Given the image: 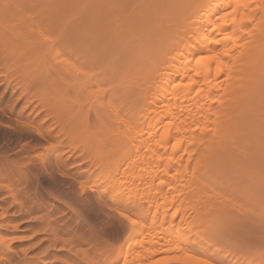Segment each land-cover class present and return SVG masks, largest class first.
I'll list each match as a JSON object with an SVG mask.
<instances>
[{
  "label": "bare ground",
  "instance_id": "6f19581e",
  "mask_svg": "<svg viewBox=\"0 0 264 264\" xmlns=\"http://www.w3.org/2000/svg\"><path fill=\"white\" fill-rule=\"evenodd\" d=\"M10 1L18 2L19 0ZM10 1L4 2L5 7H3H8L6 11H3V8L0 11H3L2 16L0 15L2 21L5 14L10 18L7 15L10 12L9 9L12 8V12L15 9ZM23 1V3L27 2V0ZM28 1L26 6H30L32 3L30 2L32 0ZM36 1L40 2L33 0V4ZM99 2L104 1L99 0ZM99 2L97 0H53L52 5L51 2H48L51 7L46 4L47 1L43 3L48 7L40 2L54 15V17L50 15L48 18L57 19L60 17V20L58 19L60 21L58 23H61L60 26L69 27L68 30L62 31L58 29V24L56 27L49 22V29H54L56 35L59 34L57 32H63L62 35L60 34L61 36L54 37L58 40H50L58 43V47H60L58 49L64 51L65 53H63L68 57L61 59L62 56H60V60L58 59L56 62L54 61V65L52 64L53 67H56L52 70L55 71L54 75L50 73L54 79L51 81L54 85L52 93L54 96L56 94L53 103L55 105L54 115L51 114L54 116V121L52 127H48L49 132L40 133V135L47 142L46 151L52 152L49 153L52 154L54 162L51 161L52 165H47L48 169L43 163L42 165L50 177L53 173H58L61 176L60 180L58 179L59 175L55 178L59 182L65 183L64 185L61 183L63 186L74 188L78 186L77 189L70 187L73 191L68 188L72 193L74 192L73 194L77 198L73 197L74 201L71 202L68 201L69 199L67 200L66 204L69 202V206L68 204L66 206L67 209L74 207L71 209L74 213L77 210L75 205L79 204L78 206L83 207L89 202L88 193H90L89 195L93 194L90 197L94 196V198H91L92 201L90 199L91 202L83 209L88 207L93 209L92 207L95 205L94 208L97 207V211H101L104 215L103 219L111 218V221H117L118 224L121 223L120 218L124 220L121 224L124 226L126 223L125 225H127L125 233H122L124 239L120 242L111 264H135L139 261L143 264V260L146 264V258L150 260L160 256L158 264H190L185 259L186 257L199 256L194 251V246L198 242L195 240L196 238L192 237L195 234L193 228L197 226V222L202 229L198 232L204 233L209 228L219 230L222 228L221 226H230L233 220L238 219L237 214H233V211L218 209L216 212L213 210L215 195H209L206 199L200 198L211 193L217 186H264V0H113V4H109L112 8L106 7L108 2H104L105 6ZM39 4L37 5L39 6ZM90 6L99 9V11L96 13ZM87 7L95 14L100 13L99 16L97 15L98 17H94L96 20L92 22L94 25L98 21L99 25L102 21L103 17L100 18V15H104L106 19L108 13V17L111 16L113 19L109 20L113 22L106 23L105 26L106 21H102L104 30L108 25L111 27L115 23V28L113 30L110 28L111 36L103 37L104 39L99 36L103 40L98 43L99 52H102V57L105 58L101 65L94 64L95 62L92 64L91 61L90 63L89 61L84 62L85 58L89 59L88 51L87 53L86 50L84 51L86 54L84 58L82 52L84 49L78 44L80 39L75 40L77 39L75 37L76 42H73V36L78 33L80 27L78 30L75 28L83 20L78 21L80 16L87 17L85 16V10L88 12ZM114 9L116 11L113 14ZM83 10L84 12H82ZM19 11L14 13L19 14ZM78 11L82 13L79 16ZM40 13L42 16L45 14L44 11ZM36 14L38 12L36 13L34 10V19ZM41 14L38 15L42 17ZM88 15L87 18L90 19L93 14L90 15L89 12ZM6 16H4L5 19H8ZM38 17L37 21H39ZM43 19L45 21L47 17L45 19L44 16ZM9 21L13 22L12 17ZM9 21L7 20V23H10ZM83 21L90 23L93 20L84 19ZM5 23L4 25L7 24ZM18 23V28L21 29L22 24ZM94 25L92 26L94 27ZM15 27L17 26L12 28ZM72 27H75L76 32L71 31ZM6 29L9 31V28L6 27ZM7 30L0 27V38L5 33L6 35H2L6 36L5 42L7 39V41L17 39V37L14 38L15 33L11 39ZM18 31L19 29L14 32ZM83 33L85 34V31ZM89 33V31L86 33V37L92 32ZM32 36L34 37V34ZM83 38L85 39V36ZM92 38L97 39L98 36H92ZM31 39L26 36L24 40L27 42ZM38 40L36 43L38 41L43 44V39ZM16 43L18 44V42ZM23 44L25 43L23 42ZM76 45L79 49L82 48L81 51ZM40 46L45 48L44 45L40 44ZM40 46L39 52L37 51L38 47L35 48L37 55H39L38 53L41 55L42 50L45 51ZM78 51L82 52L81 57ZM48 52L44 55H48L50 53ZM76 53L80 57L79 59L82 57L84 59L81 61L78 59L77 62ZM73 54L75 57H71ZM44 55L42 54L43 59L41 56H39L41 58H37L40 59L41 64L45 61ZM69 57L73 59L68 60ZM49 58L52 57L49 56ZM35 60L31 61L28 66H34ZM48 61L52 62L51 59ZM21 63L23 62L21 61ZM21 63H18L21 66H18L20 70L13 65L15 69L13 71H17L16 76H27L30 81L34 79L33 71L35 70L33 67L27 71L25 70L27 66L23 67L26 63H23L24 65ZM40 63L37 62L39 65ZM91 64L94 67L96 65L99 67L94 70L92 66L90 67ZM22 67L24 70L21 71ZM36 70H38V65ZM37 73L35 71L36 78L41 80V82L38 80L37 82L42 84V80H45L44 83L49 87L48 80H52L47 75L49 71L45 75L43 69L42 73L46 77H50L48 80L42 74L41 78ZM32 76L33 78H31ZM27 77L26 80H28ZM42 86L39 87L42 88ZM46 87L43 86V88ZM50 89H44V92L47 90L50 92ZM42 98L46 99L47 97L42 96ZM42 102L45 103V100H42L41 104ZM44 144L43 146L46 148L47 146ZM8 159L11 158L8 157ZM8 159L6 161L9 162ZM45 160L46 158L43 161L44 164H48L50 159ZM40 161H42L41 158H39ZM36 162L32 163L36 164ZM15 163L13 166L17 170ZM30 165L28 164V167ZM3 166L5 165L3 164ZM5 167L7 173L0 169L2 171L0 173V264L70 263L73 261L70 260V254V257L67 253L63 257L58 255L66 249L65 246L71 243L67 241L65 245L63 244L62 240L65 235L72 239L81 236L82 242L92 244V240L88 241L92 237H88L87 233L86 237L83 235L85 232L83 233L80 229L82 226L80 222H77L74 227L66 223L69 225L68 228L56 230L57 227L62 226L60 222L61 219H64L61 218L58 224L60 217L55 219L58 216L56 214H62L65 211L62 210L63 206L59 205L60 209L54 205L55 203L51 204L52 201L49 204L48 200L44 199L45 203L43 198L46 196H42L44 195L42 192V195L39 196L37 184L33 180H29L27 175L35 167L33 169L30 166L29 172L21 167H18L20 170L17 172L13 170L17 174L23 169L22 171L26 173H24L25 176L23 175L24 181L21 182L24 183L28 180L30 186L29 184L24 185L25 183L21 186H14V180L18 181H15L18 184L22 179V173L21 176L18 175L20 179L12 173L16 178L13 179L11 172L9 173L11 168H8L7 165ZM49 169H52L53 173ZM2 173L4 175L11 174V184H9L10 176L7 179L10 186L6 184V177L4 178ZM32 174L35 177L37 175L36 173ZM53 180L56 181V179ZM59 182L57 181L60 185ZM139 193L142 195L140 196ZM86 194L88 197L84 201ZM55 195L52 194L54 198ZM81 196L84 197L80 201ZM57 198L56 200L60 199V197ZM73 202L78 203L74 204ZM37 210H43L40 217L39 215H36L38 218L34 216L40 221L39 225L41 226L35 224V221L33 223L44 229L35 225L33 227L42 230L38 231L40 235L44 232L42 234H45L44 237L38 239L37 229L31 228V224L27 226V223L26 226L30 228L28 229H33L31 231V233L33 232L31 234L32 244L27 242L30 244L29 247L27 245V247L24 246L25 248L19 246V249L13 247L12 242L14 243L16 235L11 231L22 226L19 222L21 223L20 220L25 216L24 214H29L26 217L31 218L32 213L36 214ZM90 210L88 209V211ZM94 211L93 213L96 215L97 212ZM76 213L78 212L76 211ZM101 213H97V216L101 217ZM78 214L79 217L82 216V214ZM105 214L109 217L107 218ZM21 215L22 217L18 221L17 219ZM53 215H56L54 219H52ZM91 215L90 218H93ZM233 215L236 216V219ZM26 217H24L25 221H27ZM52 220L57 225L56 229L52 226L49 227ZM130 220H136L137 223L133 225ZM24 227L22 231L25 229ZM140 235H144V239ZM97 236L96 238H98ZM138 236L142 243L141 241L137 242L139 241ZM22 237H17L15 240L19 238L22 240ZM25 237L30 238V236ZM25 237L23 240L26 239ZM79 239L77 238V240ZM119 239L121 238H115L116 241ZM135 243L142 246L138 252L135 250L137 247ZM35 248L38 250L36 249V251ZM32 249H34V253L36 251L35 255L33 252L29 255V250ZM176 257L181 258L179 262L175 259ZM136 259L137 261H135ZM260 261L264 260L261 258ZM248 262L250 263V260ZM252 263L256 264L257 262L254 260ZM213 264L217 263L213 261Z\"/></svg>",
  "mask_w": 264,
  "mask_h": 264
},
{
  "label": "rangeland",
  "instance_id": "374dc122",
  "mask_svg": "<svg viewBox=\"0 0 264 264\" xmlns=\"http://www.w3.org/2000/svg\"><path fill=\"white\" fill-rule=\"evenodd\" d=\"M6 0H1L0 1V11L2 10V8L4 9L3 11H6V9L8 8V7H6V8H4L5 6V2ZM10 1V0H9ZM41 3H43V2H45L46 3V1H47V3L46 4H48V2H51V5L53 4L52 2H53V0L51 1H49V0H39ZM60 1V0H59ZM95 1V0H94ZM100 1H104V2H108V4H106L107 6V8H108V6L110 7L112 4H113V0H100ZM13 2H15V1H13ZM13 2H11L10 1V3H12L13 5H12V7L13 8H15V9H13V12L11 11L12 10V8L11 9H9L10 10V12H8L9 14H11V15H15V16H11V15H9V14H7L10 18H8L7 16H6V14L5 15H3V21L2 20H0V21H2L3 22V24H2V22H0V27H2V29H5V30H7L6 29V27L7 28H9V31L7 30V32H8V34H10V37H11V39H12V36H13V34H14V38L15 37H17V39L19 40L20 38L22 39L21 41L19 40H17V39H10L11 41H7L6 40V42H5V37H3L2 35L3 34H5V33H3L2 31H1V37L2 38H4V39H2V38H0V169L2 170V171H4L5 170V172L7 173V169H6V165H7V167L8 168H11V169H9V173L11 172V174L12 173H14L15 175H17L16 176V178L18 177V175L19 176H21V173H22V176H21V178L22 179H20V177H18L19 179H20V181H19V185L16 183V182H18V181H16V180H14V183H13V180H12V183L14 184V186H21L22 184H24V185H28L29 184V186H30V183H29V181L27 182V184H26V182H21L22 180L24 181V176H25V174L24 173H26L25 171L27 170L28 171V169L30 170L31 168H33L34 169V167H35V169L34 170H32L31 169V171H30V173L29 174H27L28 175V177H29V180H33L34 181V183L35 184H37L36 185V187H40V189H38L37 188V191L39 190V196H41L42 194H44V195H42V196H46V198L44 197H42L43 198V201H44V199L45 200H48V203L49 202H51V204L53 203H55L54 205H57L58 206V208L60 207L59 205H61V206H63L62 207V210H64L65 212H63L62 214H60V213H58V214H56V215H58V216H56V215H53L52 216V219H54V216H56L55 217V219H58L57 217H60L59 219H58V224H59V222H60V219L61 218H64V219H61V227H57V225H55L56 223H54L55 221L54 220H52V223L50 222V226L49 227H54V229H56L55 228V226L57 227V229L56 230H58V229H65V228H68V224H71V226L72 227H74L75 226V224L77 223V222H80V224L82 225L81 226V230H82V232L84 233L85 232V234H83L85 237L87 236V234H88V237H92V238H90L88 241H90V240H92V244H88L89 242H86V243H84V242H82V240H83V238L81 237V236H78L77 238L79 239V237H81L79 240H77V238L76 239H72V238H70L69 236H63V240H62V242H63V244L65 245V242H67V241H70L71 243L69 244V245H67V246H65L66 247V249L62 252H60V253H58V255H59V257H63L64 256V254H66L67 253V255H71V257H70V255H69V257H70V260L72 259L73 261H75L74 263H72L73 261H71L70 263H67V264H111V262H112V260L114 259V257L116 256V253H117V248H118V246L120 245V242H122L123 241V239H124V237L122 236V235H124V234H122V233H125L124 231H126L125 229H126V227H127V225H125L126 223H124V226L123 225H121L122 223H123V221L124 220H122L121 218H120V221H121V223L120 224H118L117 223V221L116 222H113V221H111L112 219L111 218H108L109 216H107L106 214V217L108 218L107 220L106 219H103L104 218V215H102V213H101V211L100 212H98L97 211V207H95L96 208V211H94L95 210V208H94V206L92 207V206H90V207H92L93 209H91V208H84L83 209V207L86 205V207H87V204L89 203V202H91L92 201V199L91 198H94V196H92V197H90L91 195H93V194H91V195H89L90 193H88V196H87V194L86 195H84V196H81V198H80V201L81 200H83V198L82 197H84V198H86V199H84V201L85 200H87V197H88V201L89 202H87V204H85L84 202V206L82 207V206H78L79 204H77L78 202H73L74 204H77V205H75V209H77V210H75L74 211V213H73V211H71V209H73V208H69V209H67V204L69 203V202H71V201H74L73 200V197L76 199L77 197L76 196H74V192L72 193L69 189H71L70 187H72V186H63L65 183H63V182H59V180H60V178H61V176L58 174V173H53V171H52V169H49V171L51 172L52 171V175H51V177H50V175L48 174V172H46L45 171V165L47 166V165H49V164H51L52 165V162H54V158L52 157V152L51 151H46V149L48 148V145H47V142L43 139L44 137L43 136H41L40 135V133H46V132H49L48 131V127L50 128V127H52V123H53V121H54V119H53V115H54V109H55V105L53 104L54 103V101H55V99H54V97H56V94H55V96H54V94L52 93L53 92V90H54V85L52 84L53 82H51V81H53L54 79L52 78L53 76L52 75H54V72L55 71H52V70H54L53 68H56V67H53V65L55 64V62L59 59L60 60V56H62L61 57V59L62 58H65V57H68V56H65V55H67V54H64L65 52L64 51H62V50H59L60 49V47H58V43L56 44V42H52V40L54 39V37L56 36H58V35H60L61 33H63L62 31H64V29H69V27H67V26H64L65 28H63L62 26H60L61 25V23L59 24L58 22H60V21H58V19L60 18H58L56 15V17H57V19H54V18H52V17H54V15H52V12H49L50 11V9L48 8H46L45 6H47L46 4H41L40 2H38V1H36L35 2V4H36V6H38L37 4H39V6L36 8V6H35V4H33L34 2H33V0L32 1H30V2H32L31 4H32V7H30L31 6V4H30V6H26L25 4H27L29 1L27 0V2L26 3H23L24 1L22 0H19L18 2H15V3H13ZM38 2V3H37ZM64 2V1H63ZM97 2H99V0H97ZM104 2H99V4H102L103 3V6H105V4H104ZM110 2V3H109ZM18 3V4H17ZM59 3V2H58ZM87 3V2H86ZM85 3V4H86ZM115 3V2H114ZM57 4V3H56ZM109 4H111V5H109ZM18 5V6H17ZM42 7H41V6ZM48 5H50V4H48ZM51 5L49 6V7H51ZM60 5H61V3H60ZM92 5V4H91ZM4 6V7H3ZM80 7H81V5H79ZM84 6V5H83ZM88 6H89V4H88ZM93 6V5H92ZM92 6H90V7H92ZM98 6H100V7H103L102 5H98ZM41 7V11L39 10V8ZM43 7H44V9H43ZM48 7V6H47ZM100 7H98V8H100ZM18 8H19V10H18ZM36 8V9H35ZM53 8V7H52ZM82 8V7H81ZM93 8V10H95V12L97 13L98 11H99V9H96V8H94V7H92ZM91 8V9H92ZM110 8H112V7H110ZM87 9H88V7H87ZM90 9V8H89ZM88 9V12H87V10H85V12H86V15L85 16H87V17H89V12H90V15L91 14H93V15H91V20H93V21H91L89 18H83V17H81L80 16V18H79V20L78 21H81L82 19L84 20V19H87V21H91L90 23L88 22V23H85V21H81L80 23L81 24H78V26L75 28V30H78V27H80L79 28V31H77L78 33H76V35H74L73 36V42L75 41V40H79L80 39V41L78 42V44L80 45V47H82L84 50H82V52H83V57L85 58V56H86V54L84 53V51L87 53V51H88V54H89V56H88V54H87V57L89 58V59H87V58H85L86 60H84V62L86 61H89V63H90V61H91V63L93 64V62H95L94 64H97V65H101V63H103V61L105 60V58H103L102 57V52H99V46H98V43H100V42H102L103 40L102 39H104L105 37H107V36H111V33H110V30L112 29H114L115 27V23L114 24H112V26L111 27H109L110 25H108L107 26V29H105L104 30V26H103V23H102V21L103 22H105L104 23V25L106 24V23H112L113 21H111V20H113V19H111V16H110V18L108 17L109 16V13H108V15L106 16V19L104 18L105 16L104 15H100L101 17L100 18H104V20H103V18H102V21H100V24L98 25V23H99V21H98V23H96L95 25L92 23V22H94V20H95V16H99V14H95V12L93 13L92 11H90ZM14 10H16V11H14ZM34 10H35V12L37 13L38 12V14H41L40 12H42V11H44V13L46 14H44L43 16H42V14H41V16L42 17H40V15H38V14H36L35 16H36V18H37V16H39L38 18H39V21H37L38 19H34ZM113 10V9H112ZM112 10H111V12H112ZM3 11L2 12H0V15L3 13ZM17 11H19V14H16V13H14V12H17ZM40 11V12H39ZM116 10L114 9V11H113V14H114V12H115ZM79 12V11H78ZM78 12H76V13H78ZM80 12H81V10H80ZM79 12V14H78V16L80 15V14H82V13H80ZM82 12H84V10L82 11ZM110 12V13H111ZM118 12V11H117ZM116 12V13H117ZM14 13V14H13ZM18 13V12H17ZM54 13L56 14V12L54 11ZM58 14V13H57ZM95 14V15H94ZM52 16V17H50L51 18V20H50V18H48L49 16ZM83 15H84V13H83ZM2 16V15H1ZM0 16V17H1ZM4 16H6L8 19H5V17ZM45 16V19H46V17H47V19L44 21V19H43V17ZM59 16V15H58ZM97 16V17H98ZM11 17H12V21H13V19H15L13 22H11V21H9V20H11ZM117 17V16H116ZM107 18H108V20L109 19H111V20H109V22H108V20H107ZM0 19H2V17L0 18ZM43 19V20H42ZM52 19H54V20H52ZM97 19V18H96ZM7 20L10 22V23H12L11 25H10V23H7ZM56 20H57V22H56ZM60 20V19H59ZM63 20V19H62ZM36 21V22H35ZM55 21V22H54ZM96 21V20H95ZM4 22H6L5 24L7 25H4ZM18 22H20V24H22L21 25V29L20 28H18ZM51 24H53V26H55L56 25V27H57V24H58V29L59 30H62V31H60V32H57V33H59L58 35H56V31H54V29H49L50 27V23ZM15 23V24H14ZM48 23V24H47ZM101 23H102V26H100L101 25ZM87 24V25H86ZM80 25V26H79ZM88 26V27H86V26ZM90 25H91V27H90ZM92 25H94V27L92 26ZM97 25V26H96ZM5 26V27H4ZM9 26V27H8ZM14 26H17V27H15V28H18L19 29V31L18 32H14L15 30H18V29H13L12 27H14ZM52 26V25H51ZM82 26H84V27H82ZM106 26V25H105ZM55 27V28H56ZM99 27V28H98ZM102 27H103V29H102ZM113 27V28H112ZM63 28V29H62ZM74 28L72 27L71 28V31L72 30H74ZM83 29V31H82V29ZM92 28V29H91ZM101 28V29H100ZM106 28V27H105ZM111 28V29H110ZM14 31H13V30ZM81 29V30H80ZM86 29V30H85ZM95 29H96V31H95ZM73 31V32H76V31ZM103 30V31H102ZM111 30V31H112ZM11 31H12V34H11ZM21 31V32H20ZM81 31V32H80ZM85 31V34L83 33ZM94 32L93 34L91 33H89V34H87V35H89V36H87L86 37V33L87 32ZM107 31V32H106ZM10 32V33H9ZM69 32H70V30H69ZM72 32V34H74ZM97 32V33H96ZM100 34H99V33ZM104 32H105V34H104ZM19 33V34H18ZM31 33H33L34 34V37H35V39L36 40H38V39H43V44L42 43H40V42H38L37 41V43H36V40L34 39V37L32 36L33 34H31ZM81 33V34H80ZM102 33H103V35H102ZM109 33V34H108ZM17 34V35H16ZM36 34V35H35ZM42 34V35H41ZM84 34V35H83ZM107 34V35H106ZM6 35V34H5ZM21 35V37L19 38V36ZM39 35V36H38ZM44 35V36H43ZM62 35V34H61ZM60 35V36H61ZM79 35V36H78ZM106 35V36H105ZM25 36V37H24ZM26 36H27V38L28 37H31L32 39L31 40H28L27 42L24 40L25 38H26ZM38 36V37H37ZM47 36V37H46ZM59 36V37H60ZM72 36V35H71ZM85 36V39L83 38ZM92 36L93 37H97L98 36V38L97 39H99V40H97L96 38L94 39V38H92ZM102 38H100V37ZM9 37V36H8ZM7 37V38H8ZM24 39H23V38ZM44 37H46V38H44ZM77 38V39H75L74 40V38ZM79 37V38H78ZM89 37V38H88ZM104 37V38H103ZM50 39H52V40H50ZM55 39H57V38H55ZM54 39V40H55ZM82 39H84V40H82ZM2 40V41H1ZM24 40V41H23ZM35 40V41H34ZM58 40V39H57ZM18 42V44L16 43V42ZM29 41H30V43H29ZM32 41V42H31ZM95 41H96V44H95ZM99 41V42H98ZM22 42V43H21ZM23 42L26 44V45H28V46H26L25 44H23ZM52 42V43H51ZM76 42V41H75ZM93 42V43H92ZM8 43H9V45H8ZM12 43V44H11ZM5 44V45H4ZM14 44V45H13ZM17 44V45H16ZM37 44V45H36ZM40 44L41 45H44L45 46V48H43L42 46H40ZM77 44V43H76ZM12 45V46H11ZM25 45V46H24ZM7 46H9V47H7ZM15 46H16V48H15ZM23 46V47H22ZM39 46L40 47H42L43 49H45V51L46 52H48L49 54L47 55H44V53H46L44 50H42L43 51V53L41 52V55H40V53H38L39 55H37V51L39 52V50L41 49H39ZM77 46V45H76ZM12 47H14V48H12ZM21 49H19V48ZM34 47V48H33ZM38 47V49H37V51L35 50V48H37ZM85 47V48H84ZM87 47V48H86ZM28 48V49H27ZM59 48V49H58ZM77 48L79 49V47L77 46ZM82 48H80V49H82ZM97 48V49H96ZM102 48V47H101ZM32 49V50H31ZM77 49V50H78ZM79 49V50H80ZM56 50H58V51H56ZM11 51V52H10ZM19 51V52H18ZM81 51V50H80ZM80 51H78V54H81V53H79ZM102 51H103V48H102ZM64 52V53H63ZM67 52V51H66ZM60 55H59V54ZM101 53V54H100ZM42 54L44 55V60H41L43 63L41 64L40 63V59L38 60L37 58L39 57V56H41L42 57ZM63 54V55H62ZM69 54V53H68ZM75 55H77V53L75 54ZM100 55V56H99ZM49 56L50 57H52V58H54V59H52V58H49ZM64 56V57H63ZM70 56V55H69ZM78 56V55H77ZM82 56V54L80 55V57ZM41 57H39V58H41ZM48 57V58H47ZM55 57H57V58H55ZM71 57H75L74 56V54L71 56ZM79 56H78V58H77V62H78V59L80 58ZM82 57V59H84ZM93 57V58H92ZM103 58V59H102ZM37 61H36V60ZM41 59H43V57L41 58ZM49 59H51L52 60V62H49L48 60ZM69 59H73V58H68V60ZM82 59H79V61H81ZM28 60H29V62H28ZM33 60H35L34 62H33V65L34 66H28V64L31 62V61H33ZM64 60V59H63ZM75 60V59H74ZM73 60V61H74ZM21 61L24 63L25 61V65L23 64V63H21ZM55 61V62H54ZM62 61V60H61ZM28 62V63H27ZM37 62L38 63H40V65L39 64H37ZM49 64H48V63ZM18 63H21V65H24L23 67H25V66H27V67H25V70H29L30 68H32L33 67V69L36 71V72H38L37 74H38V76H40L42 73H43V69L45 70V75H46V72H48L49 71V73H47V75H49L51 78H52V80H48V78L50 79V77L48 76V77H46L44 74H42L45 78H47V80H48V84L51 86V84H52V90L50 89V86L48 87L45 83H44V81L42 80V84H40V83H38L37 82V80L38 81H40L41 82V80H39V79H37L36 77V74H35V71H33L34 72V74H33V76L35 75V77H34V79H32L33 80V82H32V80L30 81L29 79H28V77L27 76H25V77H19L18 75L16 76V72L15 71H13V70H15L14 69V66L13 65H15V68H18V66H20V65H18ZM51 63V64H50ZM58 63V62H57ZM60 63V62H59ZM75 63V62H74ZM43 64H44V66H45V68H43L44 66H43ZM53 64V65H52ZM92 64L90 65V67L92 66ZM37 65H38V70L41 72H39L38 70H36L37 69ZM42 65V66H41ZM96 65V67H94V66H92V68L95 70V68H96V70H97V68L99 67V66H97ZM12 66V67H11ZM36 66V67H35ZM56 66H58V65H56ZM21 67V66H20ZM23 67L21 68V71L22 70H24L23 69ZM52 67V68H51ZM27 68V69H26ZM12 69V70H11ZM19 70H20V68H18ZM17 69V70H18ZM48 69V70H47ZM9 70H11V71H9ZM51 70V71H50ZM56 70V69H55ZM92 70V69H91ZM13 72H15V74H13ZM19 72V71H18ZM29 72H31V73H33L32 71H29ZM28 72V73H29ZM31 73H29L30 75H31ZM50 73L52 74V75H50ZM19 74V73H18ZM20 75H21V72H20ZM27 75V74H26ZM29 76V75H28ZM33 76L31 77V78H33ZM26 77H27V79L28 80H26ZM41 77V76H40ZM25 78V79H24ZM30 78V79H31ZM42 78V77H41ZM44 78V79H45ZM36 81V82H35ZM51 82V83H50ZM37 83H38V85H37ZM45 85H44V84ZM55 83V82H54ZM44 86V87H46V88H43V86H42V88L41 87H39V86ZM38 87H39V90H38ZM44 89H50L49 91L50 92H48V90L46 91V92H44ZM41 90V91H40ZM43 90V91H42ZM37 91V92H36ZM48 92V93H47ZM55 92V91H54ZM43 93V94H42ZM32 94H33V96H32ZM47 96H46V95ZM51 95V96H50ZM40 96V97H39ZM42 96H44V97H47L46 99L45 98H42ZM48 96H49V98H48ZM51 97V98H50ZM39 98H42L41 100L39 99ZM53 99V100H52ZM44 101L45 100V103H47L46 105H44L45 103L44 102H42V104H41V101ZM51 102V104H50V102ZM52 100V101H51ZM40 102V103H39ZM44 103V104H43ZM49 103V104H48ZM41 107H40V106ZM44 105V108L42 107ZM54 105V106H53ZM46 106V107H45ZM48 107V108H47ZM41 108V109H40ZM47 108V109H46ZM42 109H44V110H42ZM46 111V112H45ZM51 112V113H50ZM53 112V113H52ZM48 113V114H47ZM46 114V115H45ZM51 114H53V115H51ZM50 115V116H49ZM43 116V117H42ZM46 116H48V117H46ZM45 118V119H44ZM43 119V120H42ZM45 120V121H44ZM48 124H49V126H48ZM53 131H54V129H53ZM43 137V138H42ZM44 142H45V144H44ZM42 144V145H41ZM43 144L44 145H46L47 147L46 148H44L45 146H43ZM43 147V148H42ZM49 152H51V153H49ZM49 154V156H47L48 154ZM2 156V157H1ZM5 156H8L9 158H11L10 160H11V162H10V160L8 159V157H6L8 160H9V162L8 161H6L7 159L5 158ZM29 156V157H28ZM32 156V158H30ZM28 157V158H27ZM34 157H36L35 159V161H34ZM37 157H39V158H41L42 159V161H40L39 162V158H38V160H37ZM49 157V158H48ZM5 158V160H3ZM31 160H30V159ZM46 158V160L47 159H50L49 160V163L48 164H44V159ZM2 159V160H1ZM12 160H13V162H12ZM26 160V161H25ZM33 160V161H32ZM45 160V161H46ZM4 161V162H3ZM31 161V162H30ZM38 163H37V162ZM52 161V162H51ZM14 162H16L15 163V166H17V170H16V167H14L13 166V164H14ZM25 162H29V163H25ZM32 162H36V164L35 163H32ZM48 162V161H47ZM42 163H43V165H42ZM3 164L5 165V166H3ZM10 164H12V165H10ZM23 164H26V165H23ZM28 164L30 165V164H32V165H30V166H32L31 168H29L28 167ZM39 164V165H38ZM37 165V166H36ZM50 165V166H51ZM5 167V169H2V168H4ZM21 167V168H24V170L25 171H20V172H18L17 174L15 173V172H17L18 170H20L19 168ZM25 167H27V168H25ZM41 169H40V168ZM43 167V168H42ZM48 167L49 166H47V169H48ZM52 167V166H51ZM264 167V166H263ZM13 168V169H12ZM39 168V169H38ZM40 172H38L37 170ZM42 169H44V170H42ZM0 170V173L2 172ZM11 170V171H10ZM13 170H15V172H13ZM33 171V172H32ZM42 171V172H41ZM29 172V171H28ZM27 172V173H28ZM36 173L35 175H36V177L32 174V173ZM44 172V173H43ZM4 173V172H3ZM2 173V175L4 176V178L7 180L8 179V176H10L9 175V173L8 174H3ZM48 174V176H46L47 174ZM14 174H12V176L14 177ZM31 174V176H29ZM41 174V175H40ZM44 174H46V175H44ZM56 174V175H55ZM24 175V176H23ZM32 175H33V177H32ZM55 175V176H54ZM58 175H59V177H58ZM3 176H1V177H3ZM12 176H10V183H9V181L7 180V182H6V180H5V182H6V184H11V179H12ZM53 176V177H52ZM32 177V179H30ZM39 177V178H38ZM55 177H58V179L57 178H55ZM15 177L13 178V179H16ZM38 179L39 181H37L36 179ZM50 178V179H49ZM48 179V180H47ZM53 179H56V181L55 180H53ZM2 180V182H3V178L1 179ZM18 180V179H17ZM40 180H42V181H40ZM51 180V181H50ZM53 180V181H52ZM16 181V182H15ZM39 182V183H37V182ZM57 181L60 183V185L57 183ZM1 182V183H2ZM4 182V183H5ZM47 183V184H46ZM54 184V186H53V184ZM56 183V184H55ZM63 185H62V184ZM8 184V185H9ZM45 186H44V185ZM23 185V186H24ZM40 185V186H39ZM47 185V186H46ZM10 186V185H9ZM32 186H34V185H32ZM61 186H63V187H61ZM77 187L78 186H76L75 188L74 187H72V189H77ZM45 188H47V189H45ZM63 188V189H62ZM65 188H67V189H65ZM69 188V189H68ZM83 188H85V186H83ZM146 188H147V190H149L148 189V187L146 186ZM42 189V190H41ZM45 189V190H44ZM71 189V190H72ZM67 190V191H66ZM147 190H144V191H147ZM36 191V190H35ZM47 191V192H46ZM49 191V192H48ZM50 191H51V193H50ZM62 191H63V193H62ZM73 191V190H72ZM143 191V192H144ZM41 192H42V194H41ZM44 192V193H43ZM69 194H68V193ZM75 192L77 193V190H75ZM88 192H90V191H88ZM51 194V196H50V194ZM65 193H66V195H65ZM91 193H93V192H91ZM46 194V195H45ZM52 194H53V196L55 195V198L52 196ZM59 194V195H58ZM62 194V195H61ZM72 194V195H71ZM140 194V193H139ZM78 195V194H77ZM142 194H140V196H141ZM209 195H215V198H214V200H213V204H214V209L213 210H215L216 212H217V210L219 209L220 211L221 210H223V211H226V210H228V212H229V210L230 211H233V214H237L236 216H237V218L238 219H236L235 217V215H233L234 216V219H236V220H233V222H234V224H232L231 223V225L230 226H228V225H224V226H221L222 228H219V230L218 229H215V230H213V229H208V230H205V228H203L205 231H204V233L203 232H198V231H200V230H202L201 229V227H199L198 226V222H197V226H194V230H193V232L195 233L194 235H193V233H192V237H193V239L194 238H196L195 240L199 243H197V245H195L194 246V251H195V253H197L199 256H204V257H207V258H210V259H212V261H214L215 263H217V264H248L249 262V260H250V263L249 264H253L252 263V261H254L255 260V262H257L256 264H264V261L262 262V261H260L261 260V258H262V260H264V186H217L211 193H209V194H206V195H203L200 199H206L207 197H209ZM69 196V197H68ZM80 196V195H79ZM139 196V195H138ZM60 197V199H58V198ZM68 197V198H67ZM72 197V198H71ZM54 200H53V199ZM56 198L59 200H56ZM62 198V199H61ZM67 198V199H66ZM69 199V200H68ZM71 199V200H70ZM90 199H91V201H90ZM197 199V198H196ZM196 199H194L195 201H196ZM64 200H66L63 204H62V202L64 201ZM67 200L69 201L67 204H66V202H67ZM94 200V199H93ZM61 201V202H60ZM45 202V201H44ZM57 202V203H56ZM199 202V201H198ZM46 203V202H45ZM79 203H81V202H79ZM82 203V204H83ZM50 204V203H49ZM66 204V205H65ZM70 204H72V203H70ZM81 205V204H80ZM68 206H69V204H68ZM78 206V207H77ZM82 207V208H81ZM64 208V209H63ZM66 208V209H65ZM60 209H61V207H60ZM80 209V210H79ZM83 209V210H82ZM88 209L90 210V211H88ZM82 211V212H79V211ZM99 210V209H98ZM38 212H36V214H34V213H32V216H33V218H32V216H31V218H29V217H26V215H28L29 216V214H24L25 216L24 217H26V220L27 221H25V218L23 217L22 219L20 218V217H22V215L21 216H19L18 218L19 219H17L18 221L20 220L21 221V223L19 222V224H21L20 226L21 227H19V229H17V230H15V231H11V233H13V234H15L16 236H15V239L17 238V237H22V236H30V238H31V234L33 233H31V231H33V229L32 230H29L30 228L29 227H27V226H29L30 224L32 225L31 226V228L35 225V224H37V225H39L40 224V221H38L37 219H35L34 218V216L36 217V215L38 216L39 215V217L42 215V211L43 210H37ZM61 211V210H60ZM76 211L78 212V213H80V215L82 214V216H80L79 217V214L78 213H76ZM93 211L96 213H101V217H99L100 215H98L97 216V213H96V215L93 213ZM222 211V212H223ZM59 212V211H58ZM235 212V213H234ZM64 213L66 214L65 216H64ZM77 214V215H76ZM93 216H92V215ZM104 214V213H103ZM110 214H112L111 212H110ZM222 214H224V213H222ZM61 215V216H60ZM90 215L93 217V218H90ZM113 215V214H112ZM76 217H78V218H76ZM98 217H99V219H100V221H97V220H99L98 219ZM105 217V218H106ZM115 217H117L116 215H115ZM115 217H113V218H115ZM36 218H38V217H36ZM77 220H76V219ZM95 218H96V220H95ZM30 219H34V220H31L30 221ZM88 219V220H87ZM117 219H119V218H117ZM29 220V221H28ZM76 220V221H75ZM238 220V221H237ZM25 221V222H24ZM35 221V224L33 223ZM36 221H38V222H36ZM50 221H51V218H50ZM67 221V222H66ZM74 221V222H73ZM109 221V222H108ZM30 222V223H29ZM56 222H57V220H56ZM104 222V223H103ZM107 222H108V224H107ZM111 222V223H110ZM119 222V221H118ZM236 222V223H235ZM239 222V223H238ZM28 223V225L26 226V224ZM33 223V224H32ZM66 223H68V224H66ZM41 224H42V222H41ZM107 224V225H106ZM112 225V227H111V225ZM37 225H35V226H37ZM101 227H100V226ZM120 225V226H119ZM166 226H167V224H165ZM232 225H234V226H232ZM24 226H26V227H24ZM39 226H41V225H39ZM39 226H37V227H39ZM42 226H44V225H42ZM58 226H60V225H58ZM117 226V227H116ZM118 226H119V228H118ZM23 227L25 228L23 231H22V229H23ZM45 227H46V225H45ZM48 227V228H49ZM29 228V229H28ZM35 230L37 229L36 227H33ZM39 228H43V227H39ZM39 228L37 229V232H36V234L38 235V239L39 238H42V237H44V235H42L43 233H41V235L39 234V231H42V230H39ZM47 228V227H46ZM100 228V230H98ZM27 229H28V231H27ZM44 229V228H43ZM52 229V228H51ZM39 230V231H38ZM120 230V231H119ZM30 231V232H29ZM108 233H106V232ZM15 232V233H14ZM34 232V233H35ZM95 232V233H94ZM101 233V235H100V233ZM197 232H198V234L200 233V235H198L197 234ZM87 233V234H86ZM111 233V234H110ZM94 234H95V237H94ZM97 234H98V236H97ZM82 235V236H83ZM161 236H164L163 234H160ZM198 235V236H197ZM83 236V237H84ZM96 236L98 237V238H96ZM101 236V238H99ZM114 236V237H113ZM115 236H117V237H115ZM141 236H143L142 238L144 239V235H140V237ZM199 236H201V237H199ZM24 237H22V240L19 238V239H17V240H13L14 241V243L12 242V245H13V247L15 246V248H25V247H27L28 245H30V244H27V242L28 243H31L32 244V238L30 239V238H26V239H28V240H26V239H24L23 240V238ZM84 237V238H85ZM139 236L137 237V239L138 238H140ZM94 238H96V239H94ZM115 238L116 239H118V238H121V239H119V240H121V241H119V240H115ZM142 239V240H143ZM197 239H200V240H197ZM93 240H95V241H93ZM139 241H137L138 243H140V239H138ZM194 240V241H195ZM202 240V241H201ZM91 242V241H90ZM141 243H142V241H141ZM62 244V245H63ZM136 245H137V243H135ZM27 245V246H26ZM135 245V246H136ZM139 245V246H138ZM137 245V247H135V250L138 252V251H140V250H138V249H140L142 246H141V244H138ZM20 246V247H19ZM23 246V247H22ZM25 246V247H24ZM29 247V246H28ZM198 247V248H197ZM38 250V248H35V250ZM40 249H41V247H40ZM39 249V250H40ZM33 250L34 249H32V250H29V255H31L32 254V252H33ZM36 250V251H37ZM15 251H18V250H16L15 249ZM31 251V252H30ZM36 251H35V253L33 254V255H35L36 254ZM137 252H135V253H137ZM31 253V254H30ZM262 255V256H261ZM159 257V256H158ZM161 257V256H160ZM159 257V258H160ZM243 257V258H242ZM250 257V258H249ZM159 258H154V259H152L153 260V262H152V260L150 259L149 260V258H146V264L147 263H149V264H158L157 263V261L159 260ZM246 258V259H245ZM248 258V259H247ZM252 258V259H251ZM260 258V259H259ZM236 259V260H235ZM241 259V260H240ZM149 260V261H148ZM239 261V262H236V261ZM108 261V262H107ZM135 261H137V259L135 260ZM248 262V263H246V262ZM140 262V261H139ZM139 262H137V263H135V264H138ZM151 262V263H150ZM58 264H64V263H62V262H58ZM66 264V263H65ZM118 264H120V263H118ZM139 264H142V263H139ZM143 264H145L144 263V260H143Z\"/></svg>",
  "mask_w": 264,
  "mask_h": 264
},
{
  "label": "snow or ice",
  "instance_id": "6c2138e0",
  "mask_svg": "<svg viewBox=\"0 0 264 264\" xmlns=\"http://www.w3.org/2000/svg\"><path fill=\"white\" fill-rule=\"evenodd\" d=\"M121 215H123V214H121ZM130 223L135 225L137 223V221L136 220H130ZM175 259L179 262L181 258L176 257ZM185 259L187 261H189L190 264H213L212 259L204 257V256L186 257Z\"/></svg>",
  "mask_w": 264,
  "mask_h": 264
}]
</instances>
